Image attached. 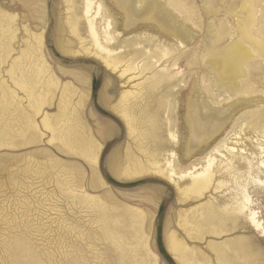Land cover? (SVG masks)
Wrapping results in <instances>:
<instances>
[{
    "label": "rangeland",
    "instance_id": "374dc122",
    "mask_svg": "<svg viewBox=\"0 0 264 264\" xmlns=\"http://www.w3.org/2000/svg\"><path fill=\"white\" fill-rule=\"evenodd\" d=\"M74 1L76 13L68 0H0V264H178L166 246L171 232L211 264L217 263L209 242L251 238V261L233 264H264V229H253L247 219L221 237L198 239L193 233L189 238V228L182 226L185 214L207 202L228 204L236 185L247 182L264 228V187L220 171L219 161L223 166L229 155L222 151L225 159L217 156L213 167L214 186L219 181L226 186L212 187L199 200L181 196L151 167L153 156L162 169L167 161L177 169L200 166V159L224 138L246 157L256 156L257 144L264 142V78L249 81L250 94L219 84L207 63L212 34L206 33L205 20L188 27L195 31L192 42L179 46L150 17L151 6L165 0H129L127 10L120 0H96L102 6L97 30L104 26L101 16L108 15L113 37L108 48L120 56L108 68L88 36L84 1ZM195 1L197 10L205 4ZM166 6L177 20L182 18ZM99 42L107 45L100 33ZM145 61L152 65L150 72L141 70ZM157 72L169 79L154 84L151 77ZM126 93L139 129L155 128L144 143L117 114ZM192 101L206 102L222 118V129L209 133L206 145L192 140ZM72 113L86 145L82 150L72 151L57 135ZM133 161L145 171L129 175Z\"/></svg>",
    "mask_w": 264,
    "mask_h": 264
},
{
    "label": "bare ground",
    "instance_id": "6f19581e",
    "mask_svg": "<svg viewBox=\"0 0 264 264\" xmlns=\"http://www.w3.org/2000/svg\"><path fill=\"white\" fill-rule=\"evenodd\" d=\"M68 1L73 8V12H78L76 11L77 9H75V1ZM81 1H84L83 16L87 23L86 28L88 36L94 45L95 55L108 68H112V65L120 60V56H112L111 54L113 51L108 48V44L113 39L109 31L110 24L108 22V15L104 14L101 16L104 26L101 28V31L98 32L96 19L97 16L102 14L101 4L97 3L96 0ZM120 1L122 7L127 10L129 0ZM200 1L205 4L197 10L198 2L196 3L195 1L194 3L193 0H165V2L159 5L151 6L150 17L157 21L158 25L165 27L168 32L176 38V42L179 43L178 45L184 48L192 42V35L195 34V31L191 33L188 27H191V25L198 26L197 24H199L200 20H205L203 21L205 31L206 33L212 34V45L206 53L207 63L208 67L216 74L218 83L222 86L230 87L232 91L241 89L243 94L253 93L254 90H252L253 88L249 81L254 80L255 82H259L264 78V72L263 74L260 73L261 70L264 69V66L262 68V64L264 65V0ZM167 4H169L182 18L177 20L170 13L171 10L167 8ZM149 7L150 5L145 6V8ZM220 9L222 10V16L217 14ZM223 18L228 20V23H230L229 27L227 26L228 24L223 21ZM206 20H208V24H205ZM189 24L190 26H188ZM73 31L76 32L75 26L73 27ZM99 33L103 35L104 43L107 45H101L99 42ZM225 39L231 40V42L223 45L222 42ZM179 58H181V56L177 57V59ZM174 59L177 60L176 58ZM146 61L144 65L141 66V70L143 72H150L152 65ZM192 62L193 65H197L195 58L192 59ZM186 65L189 64L187 63ZM190 68H192V66H190ZM115 69L116 68H114V70ZM163 70L164 68L160 72ZM167 78L164 74L157 72L152 75L151 80H153L154 84H160L166 81ZM48 82H50V79H48ZM130 95L129 93L124 95L121 101L122 103L117 109V114L126 125L128 132L144 143L145 138L147 140L152 134H156L154 133L155 128L146 129V133H144V126L139 129L141 126L140 122L137 121L133 112L126 105V101L129 100V98L126 97ZM188 112L189 125L192 130V140L196 138L200 139V144L198 145L208 144L209 133H216L222 129L221 116L211 112L206 102L192 101ZM71 116L72 117L65 120V127L57 135H59L60 139L64 140L65 145L71 148L72 151H76V149L82 150L86 146L83 135L80 133L81 130H78L76 115L73 114ZM45 119L46 117H44L42 123ZM256 121L258 123L259 120ZM255 123L254 125H256ZM55 135L56 133L51 132V141L56 139ZM170 137L172 140L175 139L173 133H170ZM151 138L152 137H150V139ZM221 141H223L222 144H220V142L214 145L200 159L203 161L200 166L199 163H190L187 167L177 169L175 164L172 166L171 161H167V167L162 169L155 161L157 157L152 155L154 160L151 164L152 171L164 179L173 182L181 196L188 199L199 200L212 187L215 189H222L226 186V183L223 181H219L217 185L214 186L216 182L214 178L216 172L213 169L216 157L219 156L222 158L224 155L221 154V152L224 151L230 156V160L226 159V164L223 166H221V160L219 161L220 171L224 170L227 174H231L234 180L245 178V181H249V184H252L255 188L264 187V142H259L257 144L256 150L258 153L256 156L250 154L254 156L250 159L244 155L243 149L238 148L240 149V152H238L235 147L231 146L232 141L230 142L229 138H224ZM91 151L92 149L89 150L90 157H93ZM235 160L240 163L236 167L234 165L236 162H233ZM131 164L132 165L127 168V173L129 175L142 172L143 170L145 171L144 165L140 162L133 161ZM260 175L263 177H260ZM175 177H177V179H175ZM180 181H186L187 183L185 186H181ZM236 186L237 192L231 196L228 204L217 206L213 202H207L205 205L193 209L189 214H185L182 226L189 228L188 231L185 230L189 238L193 236V233L196 234L195 237L198 239H201L204 234L221 237L237 229L238 221L242 218L245 220L247 219L253 229L260 232L263 231V223L259 220L258 212L253 209V201L248 193L247 182H242L240 185L237 184ZM233 190L234 189H232V191ZM229 224L231 225L230 227ZM140 230L143 232L142 229ZM111 234L112 233L109 232V235ZM142 238L144 239V236ZM250 239L246 237H236L233 239H226L221 243H214L211 241L208 243V248L214 254L217 264H233L239 261L246 263L251 261L253 244L251 242L252 239ZM166 246L178 264H211L207 257L196 249L187 247L173 232L166 234ZM148 255L154 256L151 252H149ZM153 262L155 263L156 260L153 259Z\"/></svg>",
    "mask_w": 264,
    "mask_h": 264
}]
</instances>
